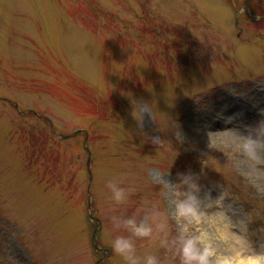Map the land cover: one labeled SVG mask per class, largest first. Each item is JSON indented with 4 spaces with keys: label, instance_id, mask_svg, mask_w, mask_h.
Instances as JSON below:
<instances>
[{
    "label": "rangeland",
    "instance_id": "1",
    "mask_svg": "<svg viewBox=\"0 0 264 264\" xmlns=\"http://www.w3.org/2000/svg\"><path fill=\"white\" fill-rule=\"evenodd\" d=\"M262 119L264 0H0V264L101 259L84 147L99 241L111 251L102 264H124L111 240L128 233L111 217L167 212L165 180L189 171L213 199L225 187L233 219L264 247V190L231 170L235 153L219 134L208 137ZM112 179L132 189L126 203L110 200ZM161 238L154 228L136 239L137 254L179 264Z\"/></svg>",
    "mask_w": 264,
    "mask_h": 264
},
{
    "label": "clouds",
    "instance_id": "2",
    "mask_svg": "<svg viewBox=\"0 0 264 264\" xmlns=\"http://www.w3.org/2000/svg\"><path fill=\"white\" fill-rule=\"evenodd\" d=\"M135 110L149 112L148 103L133 102ZM226 125L235 117L224 118ZM219 134L235 153L231 170L258 190H264V119L255 127L225 128ZM179 137V132H177ZM167 197L170 208L167 212L156 206L145 207L141 216L113 215L112 226L125 234L111 240L112 251L124 264H161L154 253L137 254L136 239L150 238L155 230L162 234L161 246L168 248L179 264H264V247L256 248L247 236L244 221H235L228 206L227 190L216 185L218 196L213 199L210 191H203L200 177L192 172L178 173L176 182H168ZM106 187L110 200L116 205L129 199L132 189L121 186L116 179L109 180ZM169 220L176 223L175 235L170 236Z\"/></svg>",
    "mask_w": 264,
    "mask_h": 264
}]
</instances>
